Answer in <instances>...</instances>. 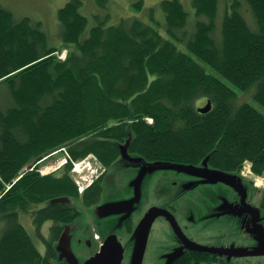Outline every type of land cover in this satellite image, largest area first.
<instances>
[{
	"label": "trees",
	"instance_id": "1",
	"mask_svg": "<svg viewBox=\"0 0 264 264\" xmlns=\"http://www.w3.org/2000/svg\"><path fill=\"white\" fill-rule=\"evenodd\" d=\"M97 2L103 9L109 4ZM219 3L192 0L191 31L182 0L161 1L150 9V22L122 17L106 26L96 18L89 29L82 1L71 0L58 12L64 42L59 49L48 46L40 23L15 22L0 5V91L9 95L0 103V264L43 260L21 212L47 204L36 212L37 221L65 223L75 216L61 214L52 200L101 199L99 181L80 198L71 163L60 176L38 172L62 147L73 160L94 155L107 169L126 150L148 163L197 166L206 160L225 173L251 163L256 174H264V114L234 90H254L264 107V0H229L221 26ZM135 5L141 10L143 3ZM158 10L163 22L155 20ZM245 12H251L255 29ZM62 49H69L65 61L56 55ZM209 102L211 109L201 112ZM226 263L225 257L194 251L171 262Z\"/></svg>",
	"mask_w": 264,
	"mask_h": 264
},
{
	"label": "rangeland",
	"instance_id": "2",
	"mask_svg": "<svg viewBox=\"0 0 264 264\" xmlns=\"http://www.w3.org/2000/svg\"><path fill=\"white\" fill-rule=\"evenodd\" d=\"M70 1L71 0H0V5L13 14L15 22H20L25 18H29L33 23H40L42 25V30L47 36L48 46L59 49L63 46L64 42L61 33L62 24L58 17V12ZM81 1V13L89 19L90 29L98 23L96 18L100 19V23H103L106 26L119 23L122 17L130 18L136 16L140 19H144L146 22H150V9L156 7L163 0H109V4L105 9L98 4L97 0ZM219 1L218 20L219 26H221L229 0ZM141 2L143 3L142 8L141 10H138L135 4ZM182 2L185 5L187 12L190 14V17L186 19V29L191 31V23L192 19H194L192 0H182ZM245 14L250 28L255 29L256 25L251 12H245ZM155 20L163 22L164 18L161 11L158 10L156 12ZM155 26L159 29L158 25ZM162 29L163 28L160 27L159 30L165 34ZM68 51L69 49H62L61 52L59 51L56 54L58 59L65 61L68 58ZM201 64L209 73L223 79L221 74L211 68L208 64ZM234 90L241 99L243 97L244 101L253 105L257 110L264 114V107L256 102L253 97L254 90H251V92H242L238 89ZM248 93H250V95L245 96V94ZM72 96V94L69 95V97ZM8 97V92L0 91L1 104L5 105ZM91 99L92 98H90L88 102L91 101ZM92 104H94V101L90 102L88 106L91 108L90 105ZM147 122L152 123L153 120L150 118L147 119ZM83 139L85 138H81V140ZM129 141L130 139L125 142L126 145H128ZM78 161L79 160H74V162ZM119 161L122 163L114 170V182L104 184V194L102 198L99 199L98 203L112 204L116 205L115 207L123 209L118 215L112 213L110 216H107L110 217L108 220L113 222L108 223L105 220L101 233L104 236L114 233V235L123 240V242L131 248L130 256L128 253L126 254L125 264H135L137 262L142 241L143 219L146 212L154 208H160L163 203L168 202L173 198V195L183 192L185 193V196L178 203L181 207H179V211H181V209H185L186 211L195 209V225H197L196 228L201 231L196 239L198 244L217 245L223 243L229 245L231 249L241 251L264 249V210L259 207L264 200V174H256L251 163L246 164L239 173L230 174L238 178L244 188L246 187L252 201L250 209L252 210L253 215L247 224V228L249 225H254L252 227L253 231L247 229V233H242L238 226H236L235 222H232L230 219H228L230 220L229 222L220 219V214L226 209L224 207L221 208L220 196L217 197L214 192L221 191L222 188H225L224 186H212L213 188L200 186V188L195 189L194 187L198 186L195 185L198 179L193 178L194 172H185L182 170L185 168H171L174 166L178 167V164L176 163H161L159 165L157 163H148L139 155L130 154L126 150L123 152V156ZM132 161L138 163L137 166H135L136 169L131 168V166H133L131 163ZM80 163L82 162L80 161ZM87 163H89V167L86 168L85 178L93 179L102 169L97 166V172L93 162L87 160ZM67 164L68 162L65 161L64 156L57 155L56 159L43 162L40 169H38V172L43 176L44 174L45 176L51 174L60 176L62 173L59 172ZM71 164V173H73L74 166L73 163ZM31 165L32 164H30V166ZM30 166L26 167V170ZM192 168L201 174L202 172L205 173L212 171L211 168L207 166L206 160L200 165L193 166ZM85 173H83V175H85ZM180 173H187L188 176ZM73 176L74 179L78 181V175ZM80 185L83 186V184ZM82 195L83 193L79 192L80 198H82ZM244 199L245 198L243 197L242 200ZM81 201L82 200H74L72 202ZM245 201L249 202V200ZM196 209L199 210L196 211ZM187 214L188 213L186 212L185 215L188 216ZM25 215L27 214H21L20 221L34 236L36 234L34 224L31 222V218ZM90 218V212L89 214L87 212V214L82 216L79 220V223L82 224L81 227L85 226ZM130 219L131 221H129ZM160 222H162V220H159L157 224ZM48 225H51V223L44 226V233L47 235L48 230L46 227ZM2 228L3 223L0 220V230H2ZM160 230L161 227H156L155 232H157V234H152L154 237L152 245L153 252L149 251L144 264H171L173 257L177 254V252L167 251L161 254V252L164 251L163 244L165 238L162 234L163 228L161 231ZM194 232H196V230H194ZM37 245L42 247L40 242H38ZM97 248L98 244L95 243V249ZM229 260H232V264H264V256L231 257Z\"/></svg>",
	"mask_w": 264,
	"mask_h": 264
},
{
	"label": "flooded vegetation",
	"instance_id": "3",
	"mask_svg": "<svg viewBox=\"0 0 264 264\" xmlns=\"http://www.w3.org/2000/svg\"><path fill=\"white\" fill-rule=\"evenodd\" d=\"M121 163L120 161H118L117 164L110 169L103 167V170L100 171V173L96 176L95 182L99 181L100 184H102L101 198L104 194V184L114 182V178H115L114 170L118 168ZM131 163L133 164L131 168L136 169L135 166H137L138 163L134 161H132ZM190 170L191 172H194L193 178L198 179L197 183H195V185L198 186L194 187L195 189L200 188V186H205L208 188L212 186L219 187V185H221L225 187L222 189L218 188L221 189V191L214 192V194L217 195V197L220 196L221 208L224 207L226 209L224 212L220 214L221 215L220 219L227 220L228 222L230 220L232 222H235L236 226H238L239 230H241L242 233L244 232L247 233V229L253 231L252 227L254 225L253 226L249 225V227L247 228V224L253 215V212L250 209V205L252 201L249 196V192L247 191L246 187L244 188L240 180H239V185L242 192L223 182H214L212 181L213 179H207V177L203 178L201 177V173L196 172L197 170L195 169H190ZM180 174L187 175V173H180ZM85 192L86 190L83 192V195ZM184 196H185L184 192L177 195H173L172 196L173 198H171L168 202L163 203V205L158 209H163L169 212L175 218L178 227L181 233L184 235V237L187 240L191 241L192 243L200 245L196 241L197 236L199 233H201V231L200 229H197L196 228L197 225H195L196 224V220L194 217L195 209H190L188 211H186L185 209L183 210L181 209V211H179L180 206L178 203L184 198ZM243 197L245 198L244 200H242ZM60 198H67V197H60ZM245 200H249V202ZM52 204L60 207L61 214H66L67 212H70L75 217L73 218L72 221L65 223L57 222L49 218L44 219L42 222L39 223L37 221L35 214L36 212H40V211L43 212V210L49 208L47 204L39 205L37 208L33 209V211L28 210L27 212L20 213V216L23 213L27 214L25 216H29L31 218V222L34 224V228L36 229V234L33 236L30 232L29 233L34 238L36 245L38 244V242L42 244V247H39L37 245L41 253V256L43 257L41 264H87V262L94 259L99 253H101V249L105 245V242L108 240V238L114 235V233H111L109 235L104 236L101 233V229L104 226L105 220L108 223L113 222V221H109L108 218L110 217L107 216H110L112 213L118 215L119 212L123 210L120 207L112 208V209L104 208L106 205H108L107 203L86 204L85 202H71L70 199L69 202H61V203L52 202ZM259 207L263 209L261 206ZM199 209H196V211ZM149 211L151 210H148L144 216L143 225L145 223V219ZM87 212L88 214L89 212L91 213V218L90 220L88 219L87 224L85 226L81 227L82 224L79 223V220L82 216L87 214ZM186 212L188 213L187 214L188 216L185 215ZM159 220H162V222L157 224ZM129 221H131V219ZM48 223H51V225H48L46 227V229L48 230V235H47L46 233H44V229H45L44 226ZM156 227L158 228L161 227V230L163 228L162 234L165 238L163 244L164 251L161 252V254H163L165 251L177 252V254L173 257L174 259L178 256L185 254L188 251H193L187 247V245L183 240H181V238L176 233L173 225L169 222L167 218L158 217L153 222L152 227L150 229L146 242L145 253L142 264H144L149 251L153 252L152 245H153L154 237L152 234L154 233L157 234V232H155ZM194 230H196V232H194ZM117 239L122 244L124 249L123 260L121 264H125L126 254L128 253L130 256L131 248H129L120 238L117 237ZM95 243L98 244L97 249H95ZM68 244L70 245V248ZM201 246L231 248L229 245H225L223 243L217 245L205 244ZM60 248L63 249L64 251L61 250ZM224 257L226 258V262H227L226 264H232V260L230 261L228 256L227 257L224 256ZM135 264H137V262Z\"/></svg>",
	"mask_w": 264,
	"mask_h": 264
},
{
	"label": "water",
	"instance_id": "4",
	"mask_svg": "<svg viewBox=\"0 0 264 264\" xmlns=\"http://www.w3.org/2000/svg\"><path fill=\"white\" fill-rule=\"evenodd\" d=\"M211 109V103L209 102L206 107L201 108V112H208ZM161 163H158V165ZM178 167H171V168H185L182 169L185 172H191L190 169H193L191 166H184V165H177ZM204 174L202 172L201 176L203 178L207 177V179H213L214 182H223L225 184H228L235 189L241 191L240 185H239V179L235 176L229 175L225 172L220 171H211V172H205ZM242 192V191H241ZM53 203H61V202H69V199L67 198H58L54 199L52 201ZM116 205L108 204L104 208L112 209L117 208ZM158 217H165L169 220V222L173 225L176 233L178 236L185 242L187 247L193 251L201 252V253H210L215 254L219 256H228L231 257H253V256H264V250H235L231 248H217V247H211V246H201L197 245L195 243H192L191 241L187 240L184 235L181 233L178 224L175 220V218L167 211L163 209H152L148 212L147 217L145 219V223L143 225V233H142V243H141V250L137 259V264H142L143 257L145 253V247L147 238L150 232V229L152 227L153 222ZM63 242V241H62ZM61 242V243H62ZM69 245V244H68ZM70 248V245H69ZM61 249V248H60ZM63 250V249H61ZM64 251V250H63ZM123 253L124 249L122 244L118 241L117 237L115 235L108 238V240L105 242V245L101 249V253H99L94 259L87 262V264H121L123 260Z\"/></svg>",
	"mask_w": 264,
	"mask_h": 264
},
{
	"label": "built area",
	"instance_id": "5",
	"mask_svg": "<svg viewBox=\"0 0 264 264\" xmlns=\"http://www.w3.org/2000/svg\"><path fill=\"white\" fill-rule=\"evenodd\" d=\"M65 161H67V159H65ZM74 166H75V167H74V171H77V172L80 171V169H79L80 164L75 163ZM77 183H78L79 185H80V184H83V186L80 185V191H83L86 187H88V186L91 184V180H89L86 184H84L83 181H82L81 179H78Z\"/></svg>",
	"mask_w": 264,
	"mask_h": 264
},
{
	"label": "bare ground",
	"instance_id": "6",
	"mask_svg": "<svg viewBox=\"0 0 264 264\" xmlns=\"http://www.w3.org/2000/svg\"><path fill=\"white\" fill-rule=\"evenodd\" d=\"M20 178V177H19Z\"/></svg>",
	"mask_w": 264,
	"mask_h": 264
}]
</instances>
